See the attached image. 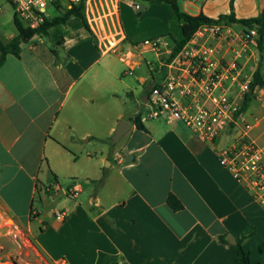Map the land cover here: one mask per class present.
I'll return each instance as SVG.
<instances>
[{"label":"crops","instance_id":"0c3cea01","mask_svg":"<svg viewBox=\"0 0 264 264\" xmlns=\"http://www.w3.org/2000/svg\"><path fill=\"white\" fill-rule=\"evenodd\" d=\"M231 1L236 19L264 16V0L178 3L192 16L215 19L230 12ZM85 16L89 31L70 16L50 27L47 38L21 44L18 56L8 54L0 65V237L10 240L24 231L33 264H236L234 251L217 238L227 233L232 242L251 234L243 247L252 264H262L264 209L218 162L217 149L180 122L148 116L146 94L128 108L132 89L126 87L124 98L115 84L122 82L114 59L118 48L175 39L174 21L181 39L171 5L88 0ZM224 26L242 31L239 24ZM16 35L14 24L0 22V43ZM222 48L228 60L242 55L237 45ZM136 114L147 132L130 122ZM254 116L261 120L250 136L258 141L264 139V103L250 102L238 126ZM119 121L130 128L114 143ZM62 177L71 179L59 200L64 208L45 211L38 193L50 192L53 202ZM72 186L79 190L74 198L67 196ZM169 194L181 202V211L166 205Z\"/></svg>","mask_w":264,"mask_h":264},{"label":"built area","instance_id":"2783aa9c","mask_svg":"<svg viewBox=\"0 0 264 264\" xmlns=\"http://www.w3.org/2000/svg\"><path fill=\"white\" fill-rule=\"evenodd\" d=\"M4 1L18 21L31 30L39 29L44 19L50 17L48 9H54L53 0ZM224 45H237L244 55L250 46L257 47L255 31L234 33L224 24H214L198 28L176 52L173 42L166 37L146 40L134 47L139 53L152 52L156 58L158 76L146 93L144 105L148 116L180 122L201 141L216 148L218 162L264 209V144L250 136L261 119L254 116L250 122L238 126L240 114L236 117L240 108L238 99L250 92L253 79L238 82L241 69L236 61L242 55L228 60ZM121 60L131 74L135 67L131 60ZM262 67L261 82L255 84L252 95L264 103V58ZM78 192L72 186L67 196L74 198Z\"/></svg>","mask_w":264,"mask_h":264},{"label":"trees","instance_id":"16d2710c","mask_svg":"<svg viewBox=\"0 0 264 264\" xmlns=\"http://www.w3.org/2000/svg\"><path fill=\"white\" fill-rule=\"evenodd\" d=\"M62 0H53V5L56 10L59 11V15L54 17H46L41 24L39 29L31 30L24 27L16 18L15 14H13V24L17 30V35L8 43L3 44L0 43V65L3 63L5 56L10 54L12 56L17 57L20 51V45L28 42L34 37L39 38H47L48 29L50 27L65 24L70 16H75L79 18L83 24V26L89 31V26L85 16V2L87 0H64L66 1V5L63 7L61 5ZM136 1V0H132ZM140 2H150L155 0H137ZM162 2H166L171 5L172 13L176 20L180 24L181 31V39L179 41L172 38L174 42V52L178 51L183 45H185L192 35L196 32V30L202 26H211L214 24H239L242 26V33L249 34L250 31H255V42L257 45V49L260 53V63H258L257 68L253 73V81L250 84V92L246 94L241 100L240 108L236 117L244 112L249 103L251 102L252 90L255 84L261 82V67H262V54H264V16L259 15L254 18L249 19H236L233 13L232 1L230 2V12L228 14L219 15L217 18H209L202 13L197 16H192L180 7V0H159ZM52 52L56 55V52L52 49ZM130 122L136 127L137 130L142 132H147L146 128L140 121L139 116L136 114L131 119ZM166 205L174 212L181 211L183 209V205L181 202L173 195L169 194L166 198ZM34 213H36L34 211ZM36 215L30 214V217H34ZM250 235H242L234 239L232 242L228 239V234L224 233L218 236V240L234 251L236 254V264H252L250 252L245 250L243 247V242L248 239Z\"/></svg>","mask_w":264,"mask_h":264},{"label":"rangeland","instance_id":"374dc122","mask_svg":"<svg viewBox=\"0 0 264 264\" xmlns=\"http://www.w3.org/2000/svg\"><path fill=\"white\" fill-rule=\"evenodd\" d=\"M71 1H77V0H71ZM88 1V0H87ZM85 2V8L86 3ZM92 6L94 5L93 1L91 2ZM61 5L64 7L66 5V1L62 0ZM0 9H1V23L4 24L5 27L9 28L13 26V10L9 3L5 2L4 0H0ZM105 10H107L105 8ZM48 13L50 17L59 15V11L56 10L55 6L54 9L49 8ZM171 28L173 30L174 38L178 40L180 38V32L177 27V23L174 21L172 22ZM234 31H237V28L234 29ZM170 42H173L172 38L170 39ZM174 44V42H173ZM139 45V44H138ZM132 53L130 55L129 53ZM117 56L114 55L115 64L117 65V77L122 80L120 82L119 80L115 81V84L118 86L120 96H125V93L128 92L126 87L131 88L134 93V99L133 100H127L126 105L128 108L133 109L136 103H139L141 101L142 96L145 95L153 85V79L158 76L157 74V64H156V58L153 55L152 52H146V53H139V51H136L133 47L130 46H122V48H118L116 50ZM246 57L244 61L241 59L236 61V64L241 69V77L239 78L238 82L242 83L250 78L253 79V73L255 69L257 68L258 63H260V53L256 46H250L248 50L244 54ZM121 57L123 59L131 60L132 64L135 66L133 70L131 71V74H128L129 70L125 66V63L120 62L118 57ZM262 57H264V54H262ZM150 68H154V70H151ZM263 70V67H261V71ZM151 73H150V72ZM126 74H123L125 73ZM157 74V75H156ZM142 77L146 79V83L141 84L139 83V78ZM238 87H236L237 91ZM238 101L241 104V100L238 99ZM251 102L256 103L257 100L254 98L253 95H251ZM147 107L145 108V113L147 111ZM230 142V140H228ZM259 144H264V139H259L257 141ZM111 145V144H110ZM109 163V162H108ZM106 164V163H105ZM45 179V177H44ZM50 179V175H48V178ZM79 180V179H78ZM80 184L82 186H87L85 184V181H80ZM71 183V179H68L66 177H62L59 179V185L60 190L55 191L56 197L55 200L52 202V198H48V195H51L50 192H47V196L41 192H39V196L41 198V202H43L44 209L50 210L52 208H55L56 210H62L64 208L63 204H59V200H64L65 196L64 193H66V187ZM35 204L38 203L35 201ZM34 205V206H36ZM195 207H198L196 205ZM200 208V207H198ZM42 210V208H39ZM193 211L191 209L188 211L187 215L192 214ZM199 215L203 216L207 219L206 214L199 211ZM208 220V219H207ZM12 221H7L6 226L10 227L12 226ZM245 249V248H244ZM246 250V249H245ZM35 252L32 248V243L29 242V238L26 236V233L23 231V233H19L18 238H11L10 240L4 239L0 237V264H33ZM32 261V262H31ZM6 262V263H4ZM262 264H264V260L262 261Z\"/></svg>","mask_w":264,"mask_h":264},{"label":"water","instance_id":"95a60500","mask_svg":"<svg viewBox=\"0 0 264 264\" xmlns=\"http://www.w3.org/2000/svg\"><path fill=\"white\" fill-rule=\"evenodd\" d=\"M144 8H145V6L143 4L137 5L138 11H142V10H144ZM143 100H146V98ZM129 128H130V126L126 122L119 121L116 128H115L114 134L112 136V141L114 143L118 142V140L129 130Z\"/></svg>","mask_w":264,"mask_h":264}]
</instances>
